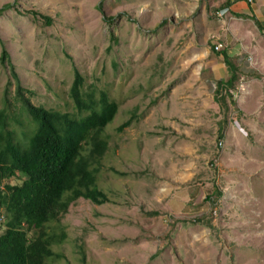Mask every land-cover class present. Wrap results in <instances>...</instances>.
Instances as JSON below:
<instances>
[{
    "label": "rangeland",
    "instance_id": "1",
    "mask_svg": "<svg viewBox=\"0 0 264 264\" xmlns=\"http://www.w3.org/2000/svg\"><path fill=\"white\" fill-rule=\"evenodd\" d=\"M227 1L0 0V110L7 89L18 140L32 124L10 66L34 105L76 114L74 71L117 104L96 175L107 202L78 199L50 224L65 238L47 264H264V45L249 91L238 81L220 108L209 62ZM224 119L237 138L224 123L219 137Z\"/></svg>",
    "mask_w": 264,
    "mask_h": 264
},
{
    "label": "trees",
    "instance_id": "2",
    "mask_svg": "<svg viewBox=\"0 0 264 264\" xmlns=\"http://www.w3.org/2000/svg\"><path fill=\"white\" fill-rule=\"evenodd\" d=\"M232 3L227 1L224 9ZM9 8L3 7L0 15ZM222 57L232 76L226 82H218L215 99L227 111L228 90L233 88L237 76L225 53ZM8 59L7 52L2 50L0 63L8 65ZM9 69L15 82L14 99L19 104L15 112L21 113L32 126L22 133L21 140L7 128L10 104L6 89L0 110V264H47L54 256L52 245L65 238L63 232L57 236L51 233L50 224L58 222L78 199L95 205L107 202L106 195L97 187L96 175L107 148L103 131L114 120L117 104L105 93H99L95 99L92 92L85 93L83 80L74 71L69 97L76 114L46 109L30 102L14 68ZM223 123H218L220 138ZM129 124L126 121L118 131ZM13 181L16 184L11 185Z\"/></svg>",
    "mask_w": 264,
    "mask_h": 264
},
{
    "label": "crops",
    "instance_id": "3",
    "mask_svg": "<svg viewBox=\"0 0 264 264\" xmlns=\"http://www.w3.org/2000/svg\"><path fill=\"white\" fill-rule=\"evenodd\" d=\"M228 1L233 2L226 9L228 11V18L230 21L229 33L225 38V45H227L228 48L226 49L227 46H223V50L221 51L222 53L219 52L221 54L216 57L217 59L209 63L211 66L210 71L214 74L213 77L215 79V88L213 91L214 98L217 92L218 82H226L230 80L232 76V71L224 64L222 57L223 53L226 54L231 66L236 70L235 74L237 78L233 83V88L228 90L230 99L227 100H231V95H233V92L236 89L235 85L238 81L239 85L243 86L246 91H249L252 78L247 77L246 75L258 69L256 67H259L260 65V63H256V58H258V54L264 45V0H253L252 4H247L245 0ZM211 53L213 52L211 51ZM250 65L253 70H249ZM223 94L224 91L222 92V95ZM247 94L249 95L251 92H247ZM223 121L226 125V120L224 119ZM235 122L236 121L230 122L226 126L223 125L226 127L228 136L232 138H237L239 135L237 128L238 125H235ZM219 130L220 128L218 131ZM261 167H263V164H260L258 169Z\"/></svg>",
    "mask_w": 264,
    "mask_h": 264
},
{
    "label": "built area",
    "instance_id": "4",
    "mask_svg": "<svg viewBox=\"0 0 264 264\" xmlns=\"http://www.w3.org/2000/svg\"><path fill=\"white\" fill-rule=\"evenodd\" d=\"M245 2L247 4H252L253 0H245ZM227 13H228V11L226 9H224V10H221L219 12V15L223 16V15H225ZM213 49H214L215 53H219V52H221L223 50V45L222 44H216V45H214Z\"/></svg>",
    "mask_w": 264,
    "mask_h": 264
},
{
    "label": "clouds",
    "instance_id": "5",
    "mask_svg": "<svg viewBox=\"0 0 264 264\" xmlns=\"http://www.w3.org/2000/svg\"><path fill=\"white\" fill-rule=\"evenodd\" d=\"M40 175H41V170H40Z\"/></svg>",
    "mask_w": 264,
    "mask_h": 264
}]
</instances>
